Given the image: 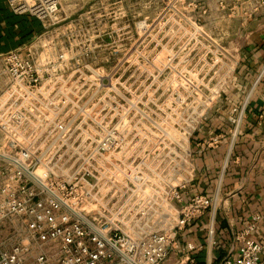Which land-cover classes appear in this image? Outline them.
Listing matches in <instances>:
<instances>
[{"label":"built area","instance_id":"2783aa9c","mask_svg":"<svg viewBox=\"0 0 264 264\" xmlns=\"http://www.w3.org/2000/svg\"><path fill=\"white\" fill-rule=\"evenodd\" d=\"M5 2L13 15L36 19L42 33L0 56V132L7 152L0 153V231L11 233L0 246V264H197V248L179 239L214 205L213 196H183L201 115L188 128L184 168L176 171L169 130L158 140L122 136L123 75L107 72L113 63L117 72L123 60L122 15L87 11L66 19L59 0ZM57 32L67 33V41L45 44ZM211 43L217 60L221 52L229 58L225 73L223 67L218 73L227 82L236 60ZM221 93L219 87L215 95ZM240 118L241 111L228 116L232 136ZM222 139L208 136L196 152ZM261 219L253 215L234 235V257L206 264H264L263 245L248 237Z\"/></svg>","mask_w":264,"mask_h":264},{"label":"rangeland","instance_id":"374dc122","mask_svg":"<svg viewBox=\"0 0 264 264\" xmlns=\"http://www.w3.org/2000/svg\"><path fill=\"white\" fill-rule=\"evenodd\" d=\"M220 5L225 8L218 15ZM122 6L123 16L118 26L123 27V31L118 38L124 45L123 60L117 72L114 63L107 68L109 74L123 75L118 87L126 97L122 136L158 140L164 137V130H169L172 165L175 164L176 171L177 168L183 170L180 158L184 157L188 128L200 115L198 128L218 119L223 105L215 94L219 87L223 92L231 85L228 79L220 81L221 75H218L225 73L229 58L220 51L217 60L211 42L219 44L223 50H234L240 39L241 21L228 18L229 7L221 0H123ZM108 12L114 11L108 9ZM112 23L108 19L107 27H113ZM136 26H139L138 33ZM67 37V33L57 32V36L55 33L47 35L43 41L46 44L52 39L61 43L66 42ZM108 37L109 42H115V34ZM58 49L59 46L55 52ZM65 57H71L70 53ZM92 67L96 69L98 65ZM4 142L0 132L1 154L7 153ZM4 166L0 161V171ZM10 234L5 229L0 231V246Z\"/></svg>","mask_w":264,"mask_h":264},{"label":"crops","instance_id":"0c3cea01","mask_svg":"<svg viewBox=\"0 0 264 264\" xmlns=\"http://www.w3.org/2000/svg\"><path fill=\"white\" fill-rule=\"evenodd\" d=\"M221 1L229 7L228 18L241 21L240 39L234 50L225 49L235 58L236 66L229 90L219 95L222 115L199 127L192 138L193 174L184 199L194 194L214 197L213 207L190 223L179 239V245L191 243L197 248L192 253L197 264L234 257L238 248L234 235L250 224L253 215L263 219L248 237L263 245L264 258V0L256 11L252 7L257 0ZM59 3L61 16L66 19L108 9L123 16V0H59ZM224 8L217 7L218 15ZM249 11H252L249 19L244 20ZM41 33V24L36 19L13 15L5 0H0V56L26 46ZM240 111V124L232 136L228 116ZM212 135H222L221 143L197 153L196 143Z\"/></svg>","mask_w":264,"mask_h":264}]
</instances>
